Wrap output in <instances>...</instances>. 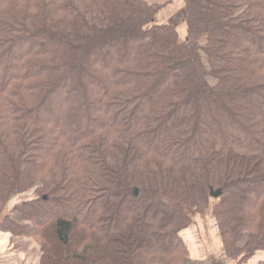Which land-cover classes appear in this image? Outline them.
<instances>
[{
  "label": "trees",
  "instance_id": "16d2710c",
  "mask_svg": "<svg viewBox=\"0 0 264 264\" xmlns=\"http://www.w3.org/2000/svg\"><path fill=\"white\" fill-rule=\"evenodd\" d=\"M183 3L184 38L148 0H0V214L32 193L0 229L39 264H185L197 214L264 252V0Z\"/></svg>",
  "mask_w": 264,
  "mask_h": 264
},
{
  "label": "crops",
  "instance_id": "0c3cea01",
  "mask_svg": "<svg viewBox=\"0 0 264 264\" xmlns=\"http://www.w3.org/2000/svg\"><path fill=\"white\" fill-rule=\"evenodd\" d=\"M150 3L164 4L167 0H148ZM166 6L158 11L156 21L181 24V33L185 35L183 0H168ZM180 12V13H178ZM184 19V20H183ZM14 213V212H13ZM188 255L185 264H235L223 251L220 234L214 221L208 214H197L194 224L185 234ZM40 249L38 243L25 236H15L0 229V264H39ZM264 258V252L258 251L247 261L240 264H258Z\"/></svg>",
  "mask_w": 264,
  "mask_h": 264
},
{
  "label": "rangeland",
  "instance_id": "374dc122",
  "mask_svg": "<svg viewBox=\"0 0 264 264\" xmlns=\"http://www.w3.org/2000/svg\"><path fill=\"white\" fill-rule=\"evenodd\" d=\"M168 1V0H167ZM166 1V3H164L163 5V7L165 8V9H167V4L169 3V2H167ZM176 6H177V8H179V10L180 11H183V14L185 15V11H184V4H183V6L182 7H180V6H178V4H176ZM162 7V8H163ZM161 8V9H162ZM160 9V10H161ZM178 13H180V12H178ZM156 17H157V15H156ZM184 19H185V16H184ZM183 19V20H184ZM171 24H173L174 26H176V28L179 30V34H180V36L181 37H183V35H182V33H181V24L180 23H178V21L177 22H174L173 21V23L172 22H170ZM184 38V37H183ZM199 52L201 53V55H202V59H203V66H204V68H207V64H206V58H205V56L202 54V52H201V49H199ZM101 56H99V58H100ZM213 80L211 79V78H207V83L209 84V85H212L213 84ZM32 197V193L31 192H28V193H23V194H16V195H14V196H12L9 200H8V202H7V204H6V206H5V209H4V211H3V213H1L0 214V221L4 218V216H6V215H9L10 217H13L14 215H15V208L16 207H18L22 202H24V201H26L27 199H29V198H31ZM14 212V213H13ZM214 225H215V223H214ZM215 227H216V225H215ZM217 228V227H216Z\"/></svg>",
  "mask_w": 264,
  "mask_h": 264
},
{
  "label": "water",
  "instance_id": "95a60500",
  "mask_svg": "<svg viewBox=\"0 0 264 264\" xmlns=\"http://www.w3.org/2000/svg\"><path fill=\"white\" fill-rule=\"evenodd\" d=\"M219 194H220V190H219V189H217V190H211V191H210V196H211L212 198H216V197H218Z\"/></svg>",
  "mask_w": 264,
  "mask_h": 264
}]
</instances>
